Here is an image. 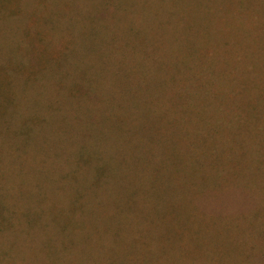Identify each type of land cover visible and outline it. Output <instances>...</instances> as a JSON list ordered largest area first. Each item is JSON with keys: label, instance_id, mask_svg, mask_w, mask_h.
<instances>
[{"label": "rangeland", "instance_id": "rangeland-1", "mask_svg": "<svg viewBox=\"0 0 264 264\" xmlns=\"http://www.w3.org/2000/svg\"><path fill=\"white\" fill-rule=\"evenodd\" d=\"M201 1L53 0L93 5L68 33L40 16L46 0H0V135L6 89L45 101L16 137L38 177L33 230L55 246L36 264H264V10L238 23L234 9ZM136 3L170 7L149 22L122 7ZM16 100L7 97L10 111ZM57 130L92 141L72 142L67 171L49 152ZM124 138L127 152L109 164L98 141ZM116 192L111 216L94 212ZM195 218L227 221L224 240L185 242ZM4 225L0 212V236ZM88 226L115 230L107 251L88 247ZM246 231L256 237L241 239ZM5 255L0 246V264Z\"/></svg>", "mask_w": 264, "mask_h": 264}, {"label": "clouds", "instance_id": "clouds-1", "mask_svg": "<svg viewBox=\"0 0 264 264\" xmlns=\"http://www.w3.org/2000/svg\"><path fill=\"white\" fill-rule=\"evenodd\" d=\"M223 8L234 9L235 11H229L230 17H235L238 23L246 21H255L257 14L264 10V0H259L258 3H234L232 5L223 4L218 5ZM93 7L91 4L77 3L66 4L61 2H53V0H46V2L38 5V8L42 9L40 16H44L51 12L58 24L64 28L68 33L79 29L86 22L83 17L85 12ZM133 15L139 13L140 19H147L151 21L153 14L159 10L170 7L167 4H144L136 3L132 5H123ZM144 10V11H141ZM163 16V13H161ZM7 51V43L5 44ZM10 65L5 62V80H8L7 69ZM14 95L17 97L16 103L13 108L14 111H10L8 108L7 97ZM45 101L42 98V94L35 90H30L28 94L21 95L18 91H12L6 89L5 101L3 111L5 113L4 127L2 135H0V147H2V156H0V176L3 177L2 191H0V212H2L5 225L3 235L0 236V246L3 247L6 253L3 264H36V261L44 258V252L51 251L52 249L44 248L41 241L51 243V240L45 236H37L33 230V224L35 223V217L39 209L36 207L37 193L39 191L36 186L37 174L33 170L35 165L31 159V149H25L21 152H17L16 149L20 148L19 140L16 139L20 129L24 128L28 122L33 119L37 108L44 104ZM96 140L95 133L92 134ZM77 143L92 141L85 136L83 131L63 133L57 130L53 133L50 142H55L57 145L55 148L49 149L51 153H59L57 157V163L64 165V170L67 171L69 165H65V160L72 159L73 145L72 142ZM100 148L112 158L108 161L109 164L117 162V158L127 152L128 145L126 138L120 140L118 143L111 141L105 142L104 140L98 141ZM24 152H28L29 156H25ZM51 163V161H49ZM84 164L79 167H74L72 175L77 179L86 170ZM120 167L125 171H128L126 165L121 163ZM194 186L192 187V191ZM121 200V196L118 192L113 193L111 200L103 206H97L94 208V212L98 214H105L111 216L115 211L114 204ZM146 207V206H145ZM142 213L135 212L129 214L132 220L142 219ZM264 218V217H262ZM228 225L227 221L215 223L210 219L195 218L190 222V232L185 237V242L189 239H195L198 235H205L206 237H213L217 240H224V229ZM135 225H133L134 227ZM144 226V225H142ZM264 228V224L260 225V229ZM128 229V225H125V232ZM45 233L47 230H44ZM82 232L91 233V239L88 241V247L90 249L100 250L103 245V251H107V245L115 237V230H110L106 234L101 232L99 235L93 232L91 226L81 229ZM256 237L255 231H246L240 237L243 240L251 241ZM55 237L52 236L51 239ZM123 239V233L121 234ZM146 247L150 250L154 249L153 244H147ZM170 251L167 255H170Z\"/></svg>", "mask_w": 264, "mask_h": 264}, {"label": "trees", "instance_id": "trees-1", "mask_svg": "<svg viewBox=\"0 0 264 264\" xmlns=\"http://www.w3.org/2000/svg\"><path fill=\"white\" fill-rule=\"evenodd\" d=\"M225 2H226V0H214V6L213 7H215V11L216 12H222V10H221V7H219L218 5H223V4H225ZM251 3V2H250ZM200 5H202V1L200 0ZM209 8H210V6H209ZM201 11V10H200ZM264 12V11H263ZM261 16H263V14L261 15ZM263 20H264V16L262 17V18H260V20H259V22H260V24H262V22H263ZM258 22V23H259ZM189 26V25H188ZM192 27V26H191ZM191 27H189V28H191ZM191 33V32H190ZM187 36V35H186ZM188 37V36H187Z\"/></svg>", "mask_w": 264, "mask_h": 264}]
</instances>
